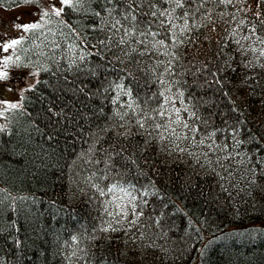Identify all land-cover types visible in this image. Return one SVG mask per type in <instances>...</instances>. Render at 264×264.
<instances>
[{
	"label": "snow or ice",
	"instance_id": "6c2138e0",
	"mask_svg": "<svg viewBox=\"0 0 264 264\" xmlns=\"http://www.w3.org/2000/svg\"><path fill=\"white\" fill-rule=\"evenodd\" d=\"M12 3L19 13L9 26L15 35L0 19V134L31 116L29 94L49 83L41 74L62 82L58 91L73 93H84L83 85L95 80L92 95L109 105L79 157L76 167L86 174L75 173L72 192L87 197L95 217L82 231L56 236L60 264H149L159 251L145 243L149 232L163 235V212L155 207L163 197L153 178L162 174L153 153L164 162L187 158L211 172L229 196L237 188L264 198V132L253 135L241 127L247 121L243 99L224 112L208 95L215 85L229 96L224 89L237 72L243 90L264 94V0ZM11 93L15 99L8 98ZM53 109L50 120L67 118ZM99 112L104 114L103 104ZM250 143L257 151L246 147ZM17 199L28 198L0 189V211L5 201L17 211ZM21 243L17 239V247Z\"/></svg>",
	"mask_w": 264,
	"mask_h": 264
},
{
	"label": "trees",
	"instance_id": "16d2710c",
	"mask_svg": "<svg viewBox=\"0 0 264 264\" xmlns=\"http://www.w3.org/2000/svg\"><path fill=\"white\" fill-rule=\"evenodd\" d=\"M12 7V0H5L3 8ZM204 46L213 50L207 41ZM241 75L237 72L233 83L224 89L229 96L222 95L215 85L208 95L224 112H229L233 100L243 99L247 121L241 127L256 135L264 132V94L259 88L252 94L243 90ZM40 78L49 83L37 85L36 91L29 94L26 110L31 116L19 117L18 122L10 125V134H0V189H6L13 197L28 198L23 202L16 200L15 212L9 201L0 211V225L5 228L0 233L2 264H60L56 236L66 238L70 232L82 231L91 226L95 217L94 206L87 197L73 196L76 185H71L72 189L69 184L79 179L72 173L74 168L81 175L86 174L76 165L89 147L91 132L109 115V105L98 95H92L96 91L95 80L83 85L84 93H73L58 91L62 82L46 74ZM53 104V110H63L66 119H49L48 108ZM102 104L103 115L99 112ZM34 125L39 127L38 131ZM246 147L257 151L254 143ZM261 147L264 148V142ZM153 158L160 161L162 174L153 178L163 197L157 198L155 205L156 213L163 212V235L157 229L149 232L151 239L145 243H154L159 250L152 252L149 264L176 263L185 258V247L200 253L198 264H264V198L249 196L237 188H231L229 196L211 172L190 165L187 158L164 162L155 153ZM163 203L168 207H162ZM21 206L23 211L19 210ZM190 215L201 223H189ZM212 232L217 234L211 236ZM192 235L202 236L201 250L189 244ZM17 239L22 241L19 247Z\"/></svg>",
	"mask_w": 264,
	"mask_h": 264
},
{
	"label": "bare ground",
	"instance_id": "6f19581e",
	"mask_svg": "<svg viewBox=\"0 0 264 264\" xmlns=\"http://www.w3.org/2000/svg\"><path fill=\"white\" fill-rule=\"evenodd\" d=\"M189 223H193V224H200L201 222L194 216H189ZM203 232L204 229H201V234L203 236ZM205 237H208L209 234H207L206 232L204 233ZM217 233L216 232H212L211 236H215ZM202 236H198V235H192L189 237V244H191V246H197L198 250H201L203 247V243L201 242V237ZM202 243V244H201ZM189 247H185L182 249V252L184 253L185 258L177 261L176 263L171 262L172 264H198L199 260H200V253H192L191 251H189L188 249Z\"/></svg>",
	"mask_w": 264,
	"mask_h": 264
},
{
	"label": "rangeland",
	"instance_id": "374dc122",
	"mask_svg": "<svg viewBox=\"0 0 264 264\" xmlns=\"http://www.w3.org/2000/svg\"><path fill=\"white\" fill-rule=\"evenodd\" d=\"M18 10L15 9V7H12L10 9H0V19H2L4 21V27L5 28H9V34L10 35H15L14 32L11 31L10 29V23L11 21L18 15ZM214 33H212V36H213ZM8 98L9 99H15L16 96H15V93H11V94H8ZM75 168L73 170V175L75 176ZM72 175V174H71ZM71 178V176H70ZM70 180V179H69ZM71 185H74V182L71 184H69V186L71 187ZM73 189V187H71Z\"/></svg>",
	"mask_w": 264,
	"mask_h": 264
}]
</instances>
